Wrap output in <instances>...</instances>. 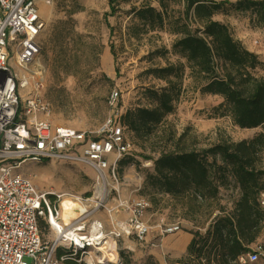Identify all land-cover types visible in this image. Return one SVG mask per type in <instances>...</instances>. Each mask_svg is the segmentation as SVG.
I'll use <instances>...</instances> for the list:
<instances>
[{
    "label": "rangeland",
    "instance_id": "obj_1",
    "mask_svg": "<svg viewBox=\"0 0 264 264\" xmlns=\"http://www.w3.org/2000/svg\"><path fill=\"white\" fill-rule=\"evenodd\" d=\"M111 4L114 5V13ZM36 6L45 23L38 38L41 46L38 62L43 79L41 94L49 105L51 125L76 131L96 130L108 115L106 102L112 90L119 93L123 114L136 107H154L148 90L167 89L172 96L173 112L165 117L151 136L136 137L123 126L124 137L132 148L119 159L116 171L118 187L124 197L136 196L149 201L146 220L152 227V233L143 243L133 238L116 239L115 253L120 264H197L193 257L187 255L189 242L184 239L187 236L192 238L191 234L195 232L204 234L217 213L214 209L219 207L226 213L230 212L239 191L228 177L212 207L197 209L186 197L174 199L154 193L146 186V174L152 172L150 159L156 158L161 150H171L179 137H183V148L199 151L217 143L250 140L264 133V129L236 127L221 105L222 98L202 94L200 78L189 69L186 59L173 51V43L182 36L177 31L183 22V0H119L116 5L111 0H53L51 5L37 0ZM150 8L160 14V19L139 17V12ZM228 8L224 5L212 19L228 26L232 37L257 56L260 65L251 73L264 79L263 30L249 12L240 13ZM189 25L197 27L192 20ZM216 64L221 73V62L216 60ZM169 66L174 71L164 79L150 73L153 69ZM257 158L255 168L264 169V149ZM111 161V156H108L107 162ZM20 172L28 176L39 191L66 193L80 198L87 210L93 208L98 188L102 185L92 169L80 163L55 160L26 162ZM260 181L264 185V176ZM111 199L104 198L102 206L109 208ZM209 211H213L211 216H208ZM123 217L119 214L117 220H123ZM94 219L103 222L106 233L111 230L106 209L100 208ZM161 223L178 226L179 231L157 237V227ZM40 229L43 242L54 239V232L44 222ZM164 241L169 242L167 246ZM151 242L160 243V247L150 248ZM250 248L253 251L259 248L258 260L253 264H264V221ZM153 252L160 257L159 261L153 257ZM92 257L94 264H99L101 252L93 251Z\"/></svg>",
    "mask_w": 264,
    "mask_h": 264
},
{
    "label": "built area",
    "instance_id": "obj_2",
    "mask_svg": "<svg viewBox=\"0 0 264 264\" xmlns=\"http://www.w3.org/2000/svg\"><path fill=\"white\" fill-rule=\"evenodd\" d=\"M36 1L0 0V264H94L92 252H100L109 240L114 246L116 239L146 241L152 233L146 220L150 203L141 197H124L118 187L119 159L132 146L124 137L116 90L108 95V115L96 130L51 125L49 105L41 94L43 79L38 62V38L45 23ZM42 1L51 5L53 0ZM49 160L80 163L92 169L103 186L92 209L87 210L82 199L66 193L39 191L20 172L26 162ZM104 198H112L109 208L102 206ZM66 201L84 209L76 212L69 208L74 216L67 222L63 218ZM258 201L264 211V192L259 193ZM100 208L106 209L109 217L108 233L103 222L94 219ZM119 214L123 220H117ZM40 220L54 232L51 242L42 241ZM178 231V226L161 223L156 233L162 238ZM159 247L160 243H150V248ZM258 250L237 257L236 263H256Z\"/></svg>",
    "mask_w": 264,
    "mask_h": 264
},
{
    "label": "trees",
    "instance_id": "obj_3",
    "mask_svg": "<svg viewBox=\"0 0 264 264\" xmlns=\"http://www.w3.org/2000/svg\"><path fill=\"white\" fill-rule=\"evenodd\" d=\"M118 1L111 0L115 5ZM224 5L235 12H249L264 32V0L219 3L183 0V22L177 31L182 36L173 43L172 49L186 59L189 69L200 78L202 94L222 98L221 105L236 127L264 129V79L251 73L260 62L232 37L228 26L212 19ZM111 8L114 13V5ZM138 15L141 19H160V14L151 8ZM191 20L197 27L189 25ZM216 60L221 62V73ZM173 71L169 66L150 73L164 79ZM147 94L153 99L154 107L132 108L121 117L126 130L139 138L151 136L174 109L167 89L148 90ZM182 140L183 137L177 138L171 150H161L156 158L150 159L152 172L146 174L145 184L154 193L174 199L186 197L197 209H210L228 177L233 180L239 191L233 209L228 213L219 207L214 209L217 213L205 233L191 234L186 252L197 264L236 262L237 257L253 252L250 246L258 238L264 221V211L258 201L259 193L264 192L260 181L264 169L255 168L257 155L264 149V133L250 140L217 143L199 151L186 150L181 146ZM212 214L213 211L208 212V216ZM42 222L39 221L40 232Z\"/></svg>",
    "mask_w": 264,
    "mask_h": 264
},
{
    "label": "bare ground",
    "instance_id": "obj_4",
    "mask_svg": "<svg viewBox=\"0 0 264 264\" xmlns=\"http://www.w3.org/2000/svg\"><path fill=\"white\" fill-rule=\"evenodd\" d=\"M102 191H103V186L98 188L97 192L100 193ZM63 208H64L63 218L66 222L74 216V211L69 212L68 211L69 208L75 210L76 212L84 210L82 206L75 204L72 201L64 202ZM100 252H101V257L98 261V263L100 262L99 264H120L117 255L115 253V246L113 245V242L111 240L105 243V245L101 248Z\"/></svg>",
    "mask_w": 264,
    "mask_h": 264
},
{
    "label": "crops",
    "instance_id": "obj_5",
    "mask_svg": "<svg viewBox=\"0 0 264 264\" xmlns=\"http://www.w3.org/2000/svg\"><path fill=\"white\" fill-rule=\"evenodd\" d=\"M184 241H185V242H189V241H190V237H189V236H187V237L184 239ZM168 243H169L168 241H164V245H166V246H167V245H168ZM171 252H173V251L171 250ZM154 255H155V256H154ZM153 257H154L156 260H158V259L160 260V257H159V256H157V255H156V253H154V252H153ZM161 259H162V260H164L163 256H162V258H161ZM159 260H158V261H159Z\"/></svg>",
    "mask_w": 264,
    "mask_h": 264
}]
</instances>
